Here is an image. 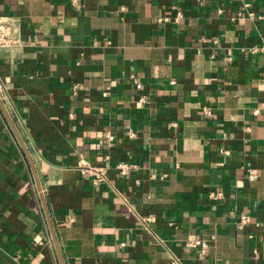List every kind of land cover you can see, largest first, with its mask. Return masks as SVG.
Listing matches in <instances>:
<instances>
[{
	"label": "crops",
	"instance_id": "1",
	"mask_svg": "<svg viewBox=\"0 0 264 264\" xmlns=\"http://www.w3.org/2000/svg\"><path fill=\"white\" fill-rule=\"evenodd\" d=\"M0 20V99L64 264H264V0H0ZM0 264H60L1 108Z\"/></svg>",
	"mask_w": 264,
	"mask_h": 264
},
{
	"label": "built area",
	"instance_id": "2",
	"mask_svg": "<svg viewBox=\"0 0 264 264\" xmlns=\"http://www.w3.org/2000/svg\"><path fill=\"white\" fill-rule=\"evenodd\" d=\"M182 16V13L180 11L176 12V15L174 17V21H178L180 19V17ZM217 41V40H214ZM12 42V39L10 38V32H9V26L2 20H0V46H6L9 43ZM264 52V45H260V46H253L251 47L248 51L246 52H250V53H255V52ZM139 83H137V87H139ZM72 90L74 93H76L77 91V84H74L72 86ZM139 102H143L144 101V97L140 96L138 98ZM129 132V136H132L133 133ZM105 138L108 141L113 140L114 135L110 132H106L105 133ZM222 152L225 154H228L229 151L222 149ZM109 159V155L106 154L104 156V161H108ZM115 168L118 170V173L121 175H129L132 171H137L139 169L138 164L134 163V162H128V161H117L115 163ZM85 171L86 174L92 177V181L94 183H98L99 181L103 180L105 178V173H106V167L105 165H102L100 167H96V166H85ZM258 177V171L255 167H250L246 173V178L249 181L255 180ZM220 192H216L214 194V196H220ZM211 196L212 193H210ZM250 221V217L246 214V213H242L239 216V224L241 226L246 225L247 223H249ZM184 246L188 247V248H199L200 253H203L206 251L207 249V244L204 240L197 238V237H192V238H187L184 240ZM174 262H178V259H176L175 257H172Z\"/></svg>",
	"mask_w": 264,
	"mask_h": 264
},
{
	"label": "water",
	"instance_id": "3",
	"mask_svg": "<svg viewBox=\"0 0 264 264\" xmlns=\"http://www.w3.org/2000/svg\"><path fill=\"white\" fill-rule=\"evenodd\" d=\"M0 108L3 111V113H4V115H5L6 119H7L10 127L15 132L16 138L19 141L20 146L22 147V149L25 152V155H26V157L28 159V162L30 164V167H31V170H32V173H33V176H34V180H35V183H36V186H37V190L39 192V196H40V199H41V202H42L43 210H44V213H45V216H46V219H47L49 231H50V234H51V237H52L55 249H56V253H57V256H58V259H59V263L60 264H64V262L62 260V256H61L60 250H59V247H58V243H57V240H56V237H55L54 229H53V226H52V223H51V220H50V215H49V212H48V209H47V206H46V203H45L42 191H41V186H40L37 174H36V170H35L34 165H33V162L30 159V157H29V155H28V153H27V151H26V149H25V147L23 145V142H22L21 138L19 137L18 133L15 131L14 126H13L10 118L8 117V115H7L6 111H5V108L3 106V101L1 99H0Z\"/></svg>",
	"mask_w": 264,
	"mask_h": 264
}]
</instances>
